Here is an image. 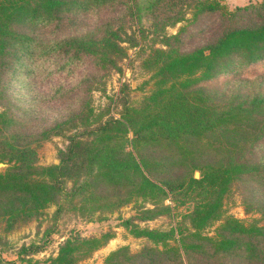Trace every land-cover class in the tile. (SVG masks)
I'll return each mask as SVG.
<instances>
[{"label":"trees","instance_id":"trees-1","mask_svg":"<svg viewBox=\"0 0 264 264\" xmlns=\"http://www.w3.org/2000/svg\"><path fill=\"white\" fill-rule=\"evenodd\" d=\"M108 9L116 16L99 18L90 30L51 36L49 25L61 29L79 23L74 18L78 13ZM188 10L194 17L218 13L220 33L206 46L184 52L163 37L166 48H151L143 58L142 66L153 73L156 88L139 105L124 101L128 89L124 85L119 117L103 119L84 99L92 90L88 87L77 96L79 107L61 119L30 132H7L18 122L10 97L12 80L22 78L17 70L24 64L21 74L28 76L32 63L40 79L48 77L51 66L59 71L85 58H93L99 69L119 70L128 47L143 39L144 18H151V28L158 33L183 21ZM119 22L128 24L129 30ZM263 60L264 2L230 11L219 0H0V163L9 164L0 170L1 232L39 220L53 204L58 206L55 215L67 205L82 218L105 219L143 199L152 207L138 210L135 218H122L121 225L152 245L136 253L119 247L103 264H264V151L259 159L253 157L264 143V91L218 92L198 86L220 76L226 86L231 72L233 80L247 84L238 78L240 72ZM72 91L59 87L55 94ZM65 131L72 132L58 152L59 163L38 164L37 145ZM182 164L190 172L198 170L200 178L166 176V171ZM245 179L255 183L252 193L243 197L245 211L259 213L263 223L224 215V198L235 182ZM185 201L192 207L178 212ZM160 216L175 224L149 229L135 223ZM216 222L220 224L215 234H205ZM111 238V232L94 237L74 232L55 256L42 263L27 261L79 264ZM40 249L23 245L19 258L24 261L23 255Z\"/></svg>","mask_w":264,"mask_h":264},{"label":"rangeland","instance_id":"rangeland-1","mask_svg":"<svg viewBox=\"0 0 264 264\" xmlns=\"http://www.w3.org/2000/svg\"><path fill=\"white\" fill-rule=\"evenodd\" d=\"M219 1L230 11L252 4L259 5L264 2V0ZM113 15H115V11L111 9L82 12L74 16L76 20H79V23L66 25L61 29H54V25H49V30L52 31L51 36H65L78 31V29L80 32L90 30L98 23L99 18ZM151 24V18H144L142 23L143 39L139 40L136 47H128L127 56L118 63L119 70L99 69L95 66L93 58H85L83 62L69 64L59 71L51 66L47 71L48 77L46 78L45 75L40 79L37 76L39 72L36 71L32 63L28 76L21 74L24 73L26 64L20 67L17 74L21 75L22 78L12 80L13 89L10 97L12 101L11 112L16 116L18 122L11 126L7 132L13 130L30 132V130H37L38 126L50 125L54 119H61L67 111L79 107L80 103L75 104L77 96L79 97L81 91L88 87H91L92 90L88 97L84 99H89L94 114L102 115L103 119L110 116L117 118L122 108L119 97L121 88L124 85L128 86L124 101L132 106L139 105L155 90L156 78L152 77L153 73L151 71H147L142 66V61L151 48H166L163 44V37L170 38L168 39L169 42L184 52L206 46L215 39L222 28V26H219L220 15L218 13L199 14L194 17L192 10H188L183 21L165 28L163 32L154 33ZM118 25L129 30L128 24L125 22H119ZM172 37H177V39H171ZM123 45L128 46V43H123ZM233 74L231 72L227 76L226 79H229L230 82L226 86L222 76L198 86L218 92H222L224 89L239 88L243 92L258 88L264 91V60L246 67L240 72L238 78L240 81L242 79L247 80V84H242V82L239 84L236 80H233ZM27 81H30L31 84H26ZM78 82L79 85H77ZM59 87L72 88L73 91L61 96L57 94L58 92L55 94ZM2 110L0 106V111ZM71 132L65 131L62 135L54 136L49 141L37 145V163L40 165L58 164V152L66 147L68 143L66 136ZM263 151L264 143L255 150V154L254 156L252 154V156L257 160L262 157ZM4 164L5 166L0 167V170L9 166L7 163ZM166 172V176L171 177L173 180H179L185 174H195V172L199 173L200 178L198 170L190 172L185 164L173 167ZM70 185L69 182L67 186ZM253 185L255 183L246 179L234 183L230 193L223 200L224 215L233 216L246 223L254 220L263 223L259 213L248 214L243 205V197L245 194L252 193ZM253 192L257 196L256 191ZM176 198L180 201L184 200L178 195ZM166 204L173 205V202L166 199ZM149 207H152L151 202L138 199L119 208L113 214H107L105 219L96 216L93 219H88L82 218L75 211L68 209L67 205L66 209L55 215L58 206L53 204L45 210L44 215L37 221L23 225L7 234L2 233L0 229V264H7L10 261H14L15 264H33L35 261L42 263L48 257L55 256L60 244L74 232L84 237L100 236L106 232L112 233V238L104 247L79 264H103L104 258L110 252L122 246H128L132 253L139 252L143 247L152 244L145 238H135L129 234L125 227L121 225L122 218H135L138 215V210ZM191 207L192 203L185 201L183 205H179L178 212H185ZM172 222L175 224V221L167 216H160L145 222L135 220V223H138L140 227L149 229H167ZM219 224L220 222L212 224L204 233L213 236ZM30 244L39 245L41 247L40 251L30 256L23 255L26 260H20L18 252L21 246ZM28 258H32L33 263L28 262Z\"/></svg>","mask_w":264,"mask_h":264},{"label":"water","instance_id":"water-1","mask_svg":"<svg viewBox=\"0 0 264 264\" xmlns=\"http://www.w3.org/2000/svg\"><path fill=\"white\" fill-rule=\"evenodd\" d=\"M4 166H5L4 163H0V167H4ZM194 176H195V178H199V173L195 172Z\"/></svg>","mask_w":264,"mask_h":264}]
</instances>
